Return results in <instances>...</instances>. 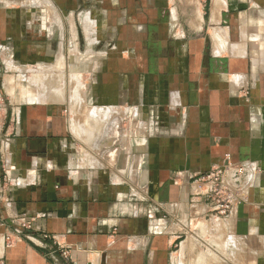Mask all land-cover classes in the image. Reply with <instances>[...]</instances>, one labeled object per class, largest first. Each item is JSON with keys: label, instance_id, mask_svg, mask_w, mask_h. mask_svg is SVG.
<instances>
[{"label": "crops", "instance_id": "0c3cea01", "mask_svg": "<svg viewBox=\"0 0 264 264\" xmlns=\"http://www.w3.org/2000/svg\"><path fill=\"white\" fill-rule=\"evenodd\" d=\"M3 1L0 264H264V0ZM62 58L95 149L7 84ZM225 164L247 185L217 219L194 180Z\"/></svg>", "mask_w": 264, "mask_h": 264}, {"label": "rangeland", "instance_id": "374dc122", "mask_svg": "<svg viewBox=\"0 0 264 264\" xmlns=\"http://www.w3.org/2000/svg\"><path fill=\"white\" fill-rule=\"evenodd\" d=\"M31 0H4L3 4L7 6L8 8H17V7H22L25 5H29ZM64 57V56H63ZM58 64L54 65L53 68H51L49 71H34L35 68H31L30 71H25L24 74V79H19L16 80V78L8 79L7 84H9L10 87H16V85L19 84L21 88H23V93L26 95L28 92L29 93H34V86L36 84L39 85V88L42 89L40 92L41 96L44 97L43 93H46V95L49 96V94L53 95V92H57V96H61L62 99H53L58 103H61L62 109H61V114L64 118H66L68 124H69V129L72 130V124L76 126V131L77 133L75 134V138L78 141V149L81 150V152H84V149L86 147L90 149H95L96 146V138H93V136H100V126L102 125L101 123L95 122H89L90 121V114L87 112V110L84 111L85 106V99L86 96L84 95L83 91H81L82 88V75L75 74L73 75V71H76V68H72V72L70 70V66L68 67L66 64V59L62 58L61 60H58ZM68 68V69H67ZM32 70V71H31ZM41 72V74L39 73ZM32 73H36L32 75ZM43 73H46L43 74ZM11 76V74H10ZM40 80V81H39ZM36 83V84H35ZM51 87L53 90H49L48 88ZM77 87V88H76ZM36 88V87H35ZM37 89V88H36ZM55 90V91H54ZM78 90V91H76ZM19 93L21 94L20 91L14 90V96L15 98L13 99L12 102L16 101L19 97ZM59 93L61 95H59ZM8 99L11 100V98L8 96ZM19 100V99H18ZM85 102V103H83ZM98 115V114H97ZM100 115H98L99 117ZM83 126V128L81 126ZM78 126V127H77ZM90 127V128H89ZM80 128V129H79ZM92 129V130H91ZM85 133H83L84 131ZM73 131V130H72ZM83 133V136L78 133ZM90 132V134L86 133ZM83 141V142H82ZM100 142V141H99ZM98 142V144H99ZM85 145V146H84ZM238 196L243 195V191H239L236 193ZM216 211L215 213H217ZM215 215V214H214ZM216 216V215H215ZM225 215H221L217 213V219L218 218H224ZM219 222V220H217ZM224 223L223 221H221ZM221 223L220 226H223ZM209 222L206 224L208 227ZM192 228V227H191ZM197 231V230H196ZM202 240H206L204 242H207L208 237L203 236ZM218 243L221 245L219 246L224 250V240H218ZM223 243V244H222ZM239 256L234 255V260H237Z\"/></svg>", "mask_w": 264, "mask_h": 264}, {"label": "built area", "instance_id": "2783aa9c", "mask_svg": "<svg viewBox=\"0 0 264 264\" xmlns=\"http://www.w3.org/2000/svg\"><path fill=\"white\" fill-rule=\"evenodd\" d=\"M246 170L240 166H233L232 164H225L218 166L207 172L201 174L194 181L202 184V194L206 196L219 195L222 200L224 208L220 211L221 215H227L231 212L230 201L239 200L241 196L236 195L239 191H245L247 181L245 178ZM66 258L67 253L63 252Z\"/></svg>", "mask_w": 264, "mask_h": 264}, {"label": "bare ground", "instance_id": "6f19581e", "mask_svg": "<svg viewBox=\"0 0 264 264\" xmlns=\"http://www.w3.org/2000/svg\"><path fill=\"white\" fill-rule=\"evenodd\" d=\"M39 81H40V80H39ZM76 88H77V87H76ZM54 91H55V90H54ZM76 91H78V90H76ZM56 93H57V92H55V93L53 92V97H55L56 99H59V98L62 99L61 96H57ZM59 95H61V94L59 93ZM58 97H59V98H58ZM89 122H94V121H89ZM89 128H90V127H89ZM72 130L75 131V132H77L74 126H72ZM91 130H92V129H91ZM220 255H221V254H220Z\"/></svg>", "mask_w": 264, "mask_h": 264}]
</instances>
